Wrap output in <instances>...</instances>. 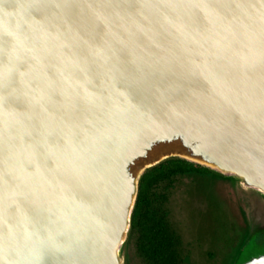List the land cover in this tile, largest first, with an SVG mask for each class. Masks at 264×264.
I'll return each instance as SVG.
<instances>
[{"label":"water","instance_id":"water-1","mask_svg":"<svg viewBox=\"0 0 264 264\" xmlns=\"http://www.w3.org/2000/svg\"><path fill=\"white\" fill-rule=\"evenodd\" d=\"M172 158L264 216V0H0V264H129Z\"/></svg>","mask_w":264,"mask_h":264},{"label":"flooded vegetation","instance_id":"flooded-vegetation-1","mask_svg":"<svg viewBox=\"0 0 264 264\" xmlns=\"http://www.w3.org/2000/svg\"><path fill=\"white\" fill-rule=\"evenodd\" d=\"M186 162L177 163L168 176L153 183L149 188L150 206L162 217L174 238L173 247L178 257V264L199 263L200 257L194 261L189 257L194 253L193 246L199 248L198 251L206 247L202 251L206 254L205 259L209 264H233L236 252L243 250L250 243L251 236L256 243L262 242L263 234L255 232V229L264 221V216L258 210L247 211L248 199L237 195V198L235 197L237 204L246 207L240 209L244 228L240 227L233 233L230 229L231 212L229 214L223 208L220 193L215 191L218 183H223L224 188H230L231 182L224 176L213 175L202 165ZM187 193H193L196 198L198 195L201 197L203 202L200 199L197 203L199 208L197 212L195 211L197 208L191 207L193 203L189 207L182 201V195ZM188 207L191 209L188 210ZM193 216L195 217L192 221ZM138 235V228L133 227L131 236L135 237L136 252L140 256L137 248Z\"/></svg>","mask_w":264,"mask_h":264},{"label":"trees","instance_id":"trees-1","mask_svg":"<svg viewBox=\"0 0 264 264\" xmlns=\"http://www.w3.org/2000/svg\"><path fill=\"white\" fill-rule=\"evenodd\" d=\"M177 163L186 160L172 158L148 170L140 183V191L133 214V227L138 228L137 248L144 264H178L173 247L174 238L169 233L162 217L150 206L149 188L154 182L168 176Z\"/></svg>","mask_w":264,"mask_h":264},{"label":"rangeland","instance_id":"rangeland-1","mask_svg":"<svg viewBox=\"0 0 264 264\" xmlns=\"http://www.w3.org/2000/svg\"><path fill=\"white\" fill-rule=\"evenodd\" d=\"M216 189H215V191L219 192L220 196L222 198L221 201H222L223 208H225V210L229 214L231 212V228L230 229L233 231V233H235L236 231H238L240 229V227L244 228V223L242 222V219L240 218V209L242 207H238L237 206L238 204L235 201L238 194L237 195L234 194L231 187L230 188L229 187L224 188L223 183H220V184L218 183V185L216 186ZM179 196L181 197V195H179ZM182 196H183L182 201L185 203L186 206L188 205L190 207L191 206L190 204L193 203V205L191 207H193L194 209L197 208L195 210L196 212L199 210L198 205H197V203H199V200L201 199V197L199 195L197 198L195 197V195L193 193L183 194ZM201 202H203L202 199H201ZM239 206H242V205H239ZM189 207H188V210L191 209ZM188 212H191V211H188ZM195 216L197 217L198 215H195ZM195 216L192 217V221H193ZM193 249H194L193 250L194 253L192 255H189V257L191 258L192 261H194L200 257L198 259V262H199L198 264H209V261H207V259H205L206 254L204 253V251H202V250L206 249V247H204L202 249L200 248V251L197 250L199 248H197L196 246H193ZM202 259H205V261H202ZM129 264H144L142 258L137 255L134 236H131L129 239Z\"/></svg>","mask_w":264,"mask_h":264}]
</instances>
